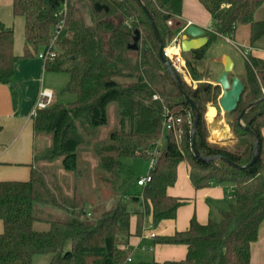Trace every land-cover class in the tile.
<instances>
[{"label": "trees", "instance_id": "16d2710c", "mask_svg": "<svg viewBox=\"0 0 264 264\" xmlns=\"http://www.w3.org/2000/svg\"><path fill=\"white\" fill-rule=\"evenodd\" d=\"M139 1L12 0L13 14L24 20V44L22 54H14L13 29L0 23V83L9 85L17 59L36 56L47 46L60 18L56 13L65 6L57 54L45 67L67 73L61 91L75 98L38 109L32 126L35 132L51 135L44 157L60 156L62 166L73 174L74 185L70 195L64 194L50 167H31L27 180H0V264H32L37 254L50 255L48 264L123 263L129 256L121 246L126 243L130 212L126 194L117 198L121 158L149 159L155 149L151 180L141 193L144 211L154 224L174 218L183 203L167 193L182 161L189 166L194 188L218 184L229 187L232 194L219 210V218L210 216L200 223L192 216L187 229L157 238L160 243L184 244V258L138 264H249L250 247L264 219V58L250 52L244 58L240 77L244 89L235 110L228 113L234 116L229 125L237 138L231 146L207 140L204 108L207 103L217 106L221 90L217 83L204 79H209L206 60L216 38L231 39L239 24H248L250 46L264 38V17H255L264 0H198L210 14L212 25L205 31L206 43L184 56L188 72L197 82L195 87L159 57L160 42L166 46L180 25L182 0ZM143 7L152 17L159 39ZM135 31L139 32L137 47L130 49L127 45ZM186 96L198 112L196 148L201 156L214 159L193 153L194 115ZM110 102L117 104L120 128L95 146L99 169L98 193L94 195L82 186L85 166L79 162L76 148L84 140L81 128L90 134L106 123ZM245 107L241 124L249 131L237 124ZM164 109L181 118L179 139L172 132H162ZM254 153L255 162L247 166ZM129 198L139 200L138 195ZM112 199L111 205L103 206ZM91 206L101 209L93 221L83 216L92 213ZM36 221L46 222L48 229L35 230Z\"/></svg>", "mask_w": 264, "mask_h": 264}, {"label": "crops", "instance_id": "0c3cea01", "mask_svg": "<svg viewBox=\"0 0 264 264\" xmlns=\"http://www.w3.org/2000/svg\"><path fill=\"white\" fill-rule=\"evenodd\" d=\"M178 19L180 25L175 35L179 36L180 41L184 34L181 29L188 22L202 28L203 35L212 25L210 14L198 0H182ZM0 23L13 29V52L21 55L24 44V20L21 16L13 14L12 0H0ZM241 27L243 28L239 30ZM248 33V24H239L231 39L224 38L242 57L241 50L248 47L250 53L264 58V38L252 47L248 42ZM185 53L187 52H183V56ZM224 57V54L216 55V59L221 63L219 75L223 71ZM243 73L244 67L235 70L233 61L230 77L240 78ZM67 79V73L48 70L41 59L33 56L17 59L11 85L0 83V180L23 181L29 178L30 168L36 159L34 148L36 132L32 126V112L38 93L44 87L51 89L53 103H56ZM214 79L215 82L211 81L212 83H216V78ZM220 90L222 91L221 87ZM209 124L213 126L216 123L211 121ZM261 134L264 139V126L261 128ZM138 186L140 187L138 201L132 200L128 195L125 196L130 214L126 243L121 247L129 252L131 264L184 258L186 253L184 244L160 243L157 238L187 229L192 216L200 223L207 221L210 216L218 214L219 210L226 206L232 194L229 187L218 184L194 188L189 179V166L182 161L177 166L176 180L167 188V193L181 198L183 203L176 210L174 218L154 224L151 216L144 211L141 196L143 186ZM2 229L0 220V232ZM260 229L256 241L250 247L249 264H264V228Z\"/></svg>", "mask_w": 264, "mask_h": 264}, {"label": "rangeland", "instance_id": "374dc122", "mask_svg": "<svg viewBox=\"0 0 264 264\" xmlns=\"http://www.w3.org/2000/svg\"><path fill=\"white\" fill-rule=\"evenodd\" d=\"M255 17H264V4H262L256 11ZM243 27L239 28L241 30ZM179 37V36H178ZM170 42V41H169ZM168 42V43H169ZM167 43V44H168ZM228 55L234 61L235 70L242 69L244 67V58L236 51V49L231 45V43L227 42L224 37H218L209 46L208 57L206 62L209 65V79H204V81H214V78L219 76V71L221 68V63L216 59V55ZM187 55V53H185ZM68 80V79H67ZM67 82V81H66ZM215 82V81H214ZM61 91V90H60ZM74 95L68 91H62V94H59L56 103H68L74 100ZM208 106H213L210 103H207L204 108V117H206L205 112ZM216 115L218 118V122L211 126L209 123L212 120H207L208 124V137L207 140L212 143H218L223 146H231L233 145L237 138L231 131L230 123L233 121V114H226L219 107L218 102L216 106ZM224 124L228 127L229 137L219 140L214 137L215 132L213 130H221ZM120 128L119 119H118V110L117 104L115 102H110L106 105V123L96 128L93 133H87L86 129L81 128V132L84 135V140L77 146L76 153L79 157V162L85 166V172L81 177L82 186L86 193L91 192L94 195H97L98 191L96 190L97 181H96V172L99 169V160L95 153V146L97 144H101L106 142L109 138V134L116 129ZM161 141L157 147H159ZM51 143V135L47 132H36L35 135V154L36 159L34 161L33 167L35 168H51L52 174L55 179L61 186V190L64 194L70 195L73 190L74 185V177L73 174L67 171L61 162V157L57 156L52 159H47L44 157V153L49 148ZM122 165L118 171L119 180L121 185L117 190V198L120 194L125 193L128 196L138 195L140 191V187L136 184V180L138 177H141L146 174L148 170V162L149 159L144 157H123L121 158ZM139 196V195H138ZM113 203V199L107 203H104L103 206L108 207ZM139 203H137L138 205ZM92 210V213L89 215H83L89 221H93L99 214L100 210H97L96 207L89 208ZM94 209V210H93ZM219 214L213 215L214 218H219ZM260 226H258V230L260 227L264 228V219L260 222ZM33 228L35 230H47L48 224L42 221H36L33 223ZM262 230V229H260ZM260 232V231H259ZM66 247L69 246V242L66 243ZM49 259L48 254H37L34 256L32 260V264H47Z\"/></svg>", "mask_w": 264, "mask_h": 264}, {"label": "built area", "instance_id": "2783aa9c", "mask_svg": "<svg viewBox=\"0 0 264 264\" xmlns=\"http://www.w3.org/2000/svg\"><path fill=\"white\" fill-rule=\"evenodd\" d=\"M65 13V6L63 7V10L58 11L56 13L57 16H60L57 23L54 25L52 29V34L49 39V42L47 46L43 49H40L36 57L41 59L44 63L47 61H52L56 54H57V44H58V34L60 33L62 26L64 24V16ZM188 22L184 27H182L181 32H184L185 28L189 25ZM211 29V26H210ZM249 52V48H245L241 50V53L244 58L247 57V54ZM162 55L167 59L170 66L178 72L183 80L190 86L195 87L196 81L191 78L188 68L186 65L185 57L183 56V51L180 47V39L178 38V35H175L172 37L170 42L162 48ZM154 98L157 96L154 95ZM53 104V92L51 89L44 87L42 88L38 93V98L36 100L35 108L32 112V115L36 113L38 109H44L48 106ZM163 119H162V132H172L176 139H179V134L181 133L182 129L179 126V123L181 122V118L174 116L173 114L166 111V109L163 110ZM157 149H155L149 158L148 162V170L145 175L138 177L136 180L137 185L145 186L147 183L151 180V174L150 170L153 168L154 162H155V155L157 154ZM121 264H131L130 256H128L123 263Z\"/></svg>", "mask_w": 264, "mask_h": 264}, {"label": "water", "instance_id": "95a60500", "mask_svg": "<svg viewBox=\"0 0 264 264\" xmlns=\"http://www.w3.org/2000/svg\"><path fill=\"white\" fill-rule=\"evenodd\" d=\"M139 1V0H138ZM140 2V1H139ZM145 14L147 15L149 22L151 24V27L153 29L154 35L159 39L158 32L156 29V26L152 20V17L150 16L148 10L143 7ZM204 34V30L194 24H189L183 34V38L180 41V47L183 52H188L192 49H196L204 45L207 41V37ZM190 37V38H188ZM139 38V32L135 31L133 41L132 43L128 44L127 47L130 49H135L137 47V39ZM160 42V41H159ZM162 44L160 42V49H159V57L161 61L167 66V68H170V64L166 60V58L162 55ZM233 70V61L230 58V56L225 55L224 57V66L223 71L221 74L216 78V83L221 87L222 91L218 98V105L222 109V111L226 114L232 112L235 110L237 103L239 101L240 95L243 92L244 86L241 81V79L238 76H232L230 77V73ZM264 97V95H263ZM186 100L188 101L190 108L194 115V121L193 126L191 128V148L193 150V153L196 156L201 157L202 159L208 160V159H214L215 157H203L198 152L196 145H195V129L198 123V112L195 103L186 96ZM246 108H243L238 117H237V124L238 126L242 127L244 130L249 131V129L241 124V118L246 111ZM218 122V118L214 117L213 122ZM254 148H257V140L255 138L254 140ZM257 154L254 153L252 159L249 161L247 166L252 165L256 160ZM231 163V162H230ZM242 167V166H239ZM135 264V263H134Z\"/></svg>", "mask_w": 264, "mask_h": 264}, {"label": "bare ground", "instance_id": "6f19581e", "mask_svg": "<svg viewBox=\"0 0 264 264\" xmlns=\"http://www.w3.org/2000/svg\"><path fill=\"white\" fill-rule=\"evenodd\" d=\"M205 115H206V118L208 120H212L216 115V109L213 106H208L206 109ZM213 131H217V132H215L214 137L219 139V140H222V139L229 137L228 127L226 124H224V126L221 130H219V131L213 130Z\"/></svg>", "mask_w": 264, "mask_h": 264}]
</instances>
